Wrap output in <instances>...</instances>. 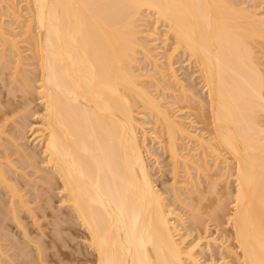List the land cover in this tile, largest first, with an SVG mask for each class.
I'll list each match as a JSON object with an SVG mask.
<instances>
[{
    "label": "bare ground",
    "instance_id": "6f19581e",
    "mask_svg": "<svg viewBox=\"0 0 264 264\" xmlns=\"http://www.w3.org/2000/svg\"><path fill=\"white\" fill-rule=\"evenodd\" d=\"M24 1L30 11L26 19V31L28 36L30 31L32 39H29L32 41L28 37L26 39L32 44V56H35L36 68L40 71L38 88L44 105V113L40 115L43 126L39 127L42 129H38V132H41L39 137L44 146L46 166L54 170L49 171L54 175L48 174L45 169L44 173L51 176H46L48 179L43 176L47 185L43 186L45 183L42 178L43 187L32 185L29 190L34 188L36 191L23 193L26 190L24 186L27 187L30 181L26 179L29 177L25 173L27 167L17 159L23 153L25 165L38 170L39 167L34 165L38 154L29 155L23 149L19 158H15L16 163L24 166L20 167L25 170L13 163L14 158L11 159L8 151L5 152L7 158L0 159V264H64L67 261L70 264L69 259L78 261L77 264H187L189 261L202 264L195 254L197 247L187 249L185 239L181 236L180 240L177 222L170 217L174 212L168 210L166 198L154 183L139 137V122L135 114L139 111L138 102L163 124L168 140L164 142L162 139L166 145L161 143L168 150L174 167L178 168L180 158H183L178 150L180 134L188 135L191 140L196 139L201 148H206L213 155L220 146L231 153L235 159L234 169L231 168L234 170L232 175L236 189L230 196L233 198L230 199L233 213L228 218L236 242L235 249L239 250L235 255L243 264H264V64L260 62L262 59L259 61L253 45L257 40H264V17L249 13L246 6L240 7L241 2L240 6L237 4V0ZM147 11L154 13L158 21L167 25L166 40L171 36L175 39V45L168 54L169 60L177 52L184 51L190 61L193 58L198 64L207 92L205 106L208 107L205 108L211 113V118L205 119L204 109V113L201 112L204 115L199 117H203V123H207V126L212 124L211 129L207 128V131L210 130L209 140L191 133L180 120L172 117V110L168 111L158 100L159 96L155 97L149 86L143 83L146 79L142 82V73L136 70L140 64V50L145 53L147 62L157 58L149 46L148 35L144 38L140 36V19ZM34 25L36 35L32 32ZM0 28L3 29L2 26ZM3 33L0 32V36H4L1 37L2 41L7 38ZM8 37L4 39L7 40L5 44L12 41L16 45L19 42ZM15 45H12L14 49L18 46ZM16 49L21 52L18 50L21 48ZM17 54L20 57L22 52ZM22 57L20 59L25 60ZM20 59L16 61L17 65L14 64V68L18 69V72L14 70L17 74H21L19 69L25 65L21 62L26 61ZM157 63L156 72L160 73ZM170 69L173 71L172 67ZM156 74L150 73L149 77L153 76L155 81ZM18 77L15 76V80ZM171 78L179 82L176 74H171ZM21 81L26 80L23 78ZM158 83L161 84V81ZM25 85L29 89L32 84ZM184 94L182 97L186 99ZM190 94L192 98L194 95ZM11 140L17 143L12 137ZM212 140L216 141L219 148ZM18 144L15 146L20 149L23 145L20 147ZM17 151L19 153L20 150ZM3 160L10 165L14 176H10L11 171L5 168ZM189 160L183 159L186 168L192 161ZM226 166L230 168L229 164ZM210 170L207 168L206 171ZM20 173L25 174L23 177L26 176L27 186L24 184L21 187ZM205 176H208V172ZM53 183L58 184L61 190L60 201L70 209V212L63 213L68 218L66 220L56 213L58 218L49 222L50 215L55 218L54 209L50 211L47 207L50 202V194L47 193L52 190ZM197 185L192 188L199 196ZM213 187L211 189L217 192L214 189L217 186ZM3 189L8 193L7 197ZM38 189L43 190V193ZM197 200L198 197L194 202ZM34 201L39 203L36 208L35 205L28 206ZM41 201L44 204H40ZM221 201L219 204L216 202L218 205H214V211L211 209L212 214L208 212L215 215L214 219L219 210L226 212V203ZM197 205L198 212L194 209L193 217L200 215L199 212L203 210H199L200 203ZM37 208L40 209V215L35 212ZM27 215L32 217L31 225L36 228L26 221ZM40 216L49 217L46 229L52 228L50 232L40 224ZM75 221L86 230L83 236L91 250L66 249L68 245L64 235L72 231ZM51 231L55 233L50 234ZM54 246L56 249L52 248ZM50 248L54 251H49Z\"/></svg>",
    "mask_w": 264,
    "mask_h": 264
},
{
    "label": "rangeland",
    "instance_id": "374dc122",
    "mask_svg": "<svg viewBox=\"0 0 264 264\" xmlns=\"http://www.w3.org/2000/svg\"><path fill=\"white\" fill-rule=\"evenodd\" d=\"M21 1L22 0H0V24H1L0 27L2 26L4 29V31H3V29L0 28V30L2 29V31H0V32H1V34H2V32H4L6 35L5 37H7V38H9L8 36H10V38H12V40L14 42H15V40L17 42L18 41L20 42V43L19 42L16 43V45H18L17 46L18 48H21L18 50H20L22 52L21 56H23L24 59L26 60L25 61V60L20 59L21 52L17 51V49H16L17 47L14 49V47L12 45H15V44H13L12 41H11L12 44L11 43L5 44L6 43L5 41H7V40H4V39H7V38H4L2 41V38L4 36L3 35L0 36V106H1L0 107V129H1V131H3V130L7 131L4 135H3L4 131L2 134L0 133V156H1L0 159L7 158V156H6L7 152L6 151H8L9 152L8 155L12 156L11 159L14 158L13 163H15L16 165H19L20 169L27 167V168H25L26 170L25 169H23V170H25L26 176L28 173V176H29V177L27 176L28 178H26V176L23 177L25 174L24 175L22 173L19 174L20 175L19 182H20V180L22 182L21 187L24 186V184H26V186H27L28 181H30L29 185L27 187L24 186V188H23L24 190L26 188V190L23 191V193H25L28 191H36L37 190V189L33 190L34 188L32 190H29L32 188V185L36 188H41L43 186H46L47 184L45 183L46 181L44 182V180H46L45 178H47L48 176L51 177L48 174L51 173V175H54V173H53L54 170H51L50 167L49 168L47 167L48 164H46V162H45L46 157L43 154L44 146L41 144L40 137H39V135H41L40 134L41 132H38V129H42L39 127L43 126V125H41L42 124V119H41L42 116H40V115H42L44 113V105L40 99L39 88H38L39 82H40L39 78H38L40 71H38V68H36L37 64L35 63L36 62L35 58H34L35 56L34 57L32 56L33 55L32 50H31L32 44L30 43L32 41L31 40L32 36L30 34V31H29V36H28V32L26 31L27 30L26 19L28 20V18L30 16L29 15L30 11H28V7H26L28 5V4L26 5V1H24V0L22 2ZM237 1H238V3H237L238 5L241 2V6L239 5L240 7L244 8V6H246V9H247V11H249V13L259 15L258 17H261V16L264 17L263 16L264 15V0H237ZM242 4H243V6H242ZM15 6H16V8H15ZM13 9L15 10V12L18 15L14 12ZM256 11H258V12H256ZM145 14L144 15L146 18L144 17V15H142L143 17L140 19L141 23L139 25H140V28L142 31V34H140V36L143 35V38H144V36L148 35L146 37L148 38L149 46H151L150 48H152V53H154V56H157V58L154 57L155 60L152 58L151 59L152 62H150V60H148V62H147V57H146L145 53L141 52V50H140V52H139L140 54H138V58L140 59L139 60L140 64L137 65L136 70L138 73L139 72H140V74L142 73V82L144 81V79L148 80V81L145 80L146 82L144 81L143 83H146V85L149 86V89L152 90L155 97L159 96V97H157L158 100L160 99V102L165 106V108H168L167 109L168 111H169V109H170V111L172 110V114L174 113L173 116L171 114L172 117H174L177 121L180 120L181 123L184 124L185 127L191 133L197 134L199 137H202L205 140H209L211 138V136L209 134L210 130L207 131V128L211 129L212 124L211 125L208 124V126H207L206 125L207 123H205V122L203 123V120H204V119H202L203 117H199L204 113L203 112L204 109H205L204 110L205 115L204 114L203 115H204L205 119H206V117L211 118V113H209V111L207 110L208 108H205V107H208V105L205 106V103L207 104V98H206L207 92H206V87L204 85L203 78L200 76L201 72H199L200 70L198 68V64L194 61L193 58L190 61L189 55H186V53L184 51L182 53L180 51L179 52L180 55L177 52V54H175L176 57L174 56V57H172L173 58L172 60H169L168 54L170 53V50L173 48V44L175 42L174 37L171 36V38L168 39V41H167L166 40V38H167L166 35L168 34L167 25L161 21H158L157 16L154 13H149V11H147V12H145ZM34 27H35V25L33 26L32 32L35 33L34 35H36L37 31H36V27H35V29H34ZM26 32H27V34H26ZM33 33H32V35H33ZM170 35H168V36H170ZM29 37L31 39H29ZM146 37H145V39H146ZM26 38L30 40L29 43L31 44L30 45L31 47L28 45L29 43H28V40ZM257 42H259V43L257 44ZM255 44L253 43L254 48L256 47L255 50L259 56V61H260V59H262V61H260V62L262 64H264V40H260V41L257 40V41H255ZM12 47L14 50L12 49ZM258 47H260V48H258ZM15 50L17 52H14ZM167 50H168V52H167ZM17 53H20L19 54L20 57L17 56L18 55ZM14 54L15 55L17 54L16 55L17 57L16 56L14 57ZM34 55H35V53H34ZM17 58L20 59L21 61H25V62H21V63H23V65L24 64L25 65L22 66V64H21L22 69H19V73L21 72L22 75L17 74L14 71V70H16L18 72V69H15L16 67L14 66V64H16V61L17 62L19 61ZM13 61H15V62H13ZM170 61H171V63H170ZM155 62L156 63L158 62L157 64L160 67L159 68L160 73L156 72ZM170 66L173 68V71H171L172 69H170L171 68ZM23 68H24V70H23ZM262 69H264V67ZM153 71H154V73H153ZM172 72L177 75L179 82L178 81L176 82V80H174V78H171V74H173ZM150 73L152 75L157 73L156 77L154 76L155 81H154L153 76H152L153 79L151 78V76L149 77ZM164 73H165V77L163 76ZM17 75L21 76V77H18ZM146 75H148L147 76L148 79H147V77L145 78ZM15 76H16V78L18 77V79L15 80V78H14ZM22 76L26 81H21V79L23 80ZM24 76L28 77V78H25ZM13 78H14V80H13ZM29 78H31L32 81ZM36 78H37V80H34ZM17 80L20 82L18 83ZM171 80H174V81H171ZM14 81H16V82L14 83ZM160 81H161L162 85L158 83ZM22 82H24V85ZM25 83H28V84L31 83L33 86L30 85L31 88L27 89L28 87L25 85ZM156 83L158 85H155ZM181 83H182V85H181ZM31 89H33V90H31ZM12 91H14V92H12ZM181 91L183 92V94L185 92L184 96L186 95V99H185V97H182L183 94ZM26 92L28 93V95ZM190 93H192V95H194L192 98L190 97L191 96ZM176 96H177V98H176ZM204 97L206 98L203 100L204 102L203 101L200 102L201 99H203ZM193 98H194V100H192ZM185 101L187 102V104ZM201 103H203V104H201ZM138 105L139 106H137V107H139V108H137V107L136 108L140 111V113H139V111H137L138 113L136 112L135 114H136V118L138 119V122H139L138 131L140 130L139 131V137H140V140H142L141 143H142L143 151L145 152L144 155L146 157L147 164H148L150 171L152 173V177H153L154 183L156 185V188L159 189L160 193L163 194L162 196H164L166 198V202L168 204V207H167L168 210H172L174 212L175 216L172 215L170 217L173 219V221L177 222V223L176 222L175 223L177 224V226L180 229V235H178V236H180V240H181V236H182V239L183 238L185 239L184 245L187 249L191 248L192 246L197 247L195 250L196 251L195 254L198 257V259H200L202 264H243L241 262V260L239 261V259L235 255L236 251L239 252V250L235 249L236 248L235 247L236 242H235V240H233L234 238H233L232 233H231L232 232V226L230 225L229 218H228V217H230V214L233 213V203L231 202V200H233V198L231 199L230 196L232 195L231 193H234V191L236 189V182H235L234 176L232 175V172L234 173V170H233L234 166L233 165H234L235 159L232 157L231 153L228 152V150H226L222 147L224 149L223 150L221 148V146H220V148H221L220 149L218 147L219 145L217 146L215 140H212V141H213L214 145H216V147L219 148V149H217L215 147L217 150H219V151H217V150L216 151L220 152V153L218 154L217 152H215L216 154L213 155L206 148L205 149H204V147L201 148L199 143L196 142V139L193 140V138H192V140H191V138H188L189 137L188 135L180 134L178 136L179 140H177V142H178V147H179L178 150L180 153L179 155H182L183 158L182 159L180 158L181 161L178 164V168L174 167L175 165H173V161L171 160V158L169 156L168 150H166L165 146L162 145V143H164L168 140V135L165 134L166 131L164 132L163 124H160L161 121L156 120V116H152L150 111L148 109H146L143 106V104H141V102H138ZM141 108H142V110H141ZM206 110H207V112H206ZM5 111H7L8 113ZM3 112H4V114H3ZM198 112H200V113L197 114ZM201 112H203V113L201 114ZM8 114H10V115H8ZM3 116H5L6 120L4 119ZM1 119L3 121L5 120V122H3ZM7 119L9 120V122L7 121ZM13 120L16 121V123ZM262 120L264 123V116H263ZM2 125L3 126L5 125L6 128H4L5 126L3 127ZM140 126L143 128H141ZM19 128H22L24 130H21ZM141 129H143V130H141ZM23 133H24V135H23ZM145 134H147V135L144 137ZM11 137H12V139H16L15 142H17V143L14 144L13 143L14 141L11 140ZM143 138L145 139L144 142H143ZM38 139H39V141H38ZM162 139L165 141L163 142ZM2 141H3V143H2ZM18 141L20 142V145L21 144L23 145L22 147L18 144L19 143ZM17 144L22 149L21 148L19 149V147L16 148L15 145H17ZM17 149L20 150L19 153H17L18 152ZM23 149H24V152H26L29 155L34 154V153L38 154L39 159L35 156L36 164H34L36 167L37 166L39 167L38 170H37V168H33L34 166L31 167V166L25 165L24 158H22L24 155H23V153H21ZM29 151L31 153H29ZM19 154L22 156H20ZM18 155H19L20 159H22L23 161L20 159H17V160H19V162L21 161V164L23 163L25 167L20 165L18 162H17L18 164L16 163L17 160L15 158H19ZM219 155H221L222 157ZM44 158H45V160H44ZM184 158H188V160L191 158L189 161H191V160L192 161L190 162V164L188 163L189 168H186V166H184V163H183ZM217 158H219V159H217ZM220 158H221V160H220ZM225 159L228 160L227 163H226ZM4 161L5 160H3V162ZM6 161H8V160H6ZM37 161L40 162V164L37 163ZM3 164L5 165V168H8L7 170L11 171L10 172L11 175H10V173H9V175L12 177L14 172L11 169L10 165H8V163H6V162H4ZM228 164L230 165V168L231 167L233 168V169L231 168L232 170L230 168H228V166H226ZM44 165L45 166L47 165V166L45 167ZM20 166L23 168H21ZM28 167H30V169H28ZM199 167H201V169ZM41 168L43 169V171ZM207 168L208 169L211 168V170L206 171ZM45 169H46V172L48 174L44 173ZM47 169H49V170L47 171ZM175 170H177V171H175ZM49 171H53V172H49ZM173 171H175L176 173H174ZM19 172H22V171L19 170ZM207 172H208V176H205ZM40 176H42V177H40ZM43 176H45V178ZM25 178L28 181H26ZM42 178H43V181H42ZM210 178H212V179H210ZM217 178L220 180H218ZM22 179H24V180H22ZM215 179L219 183L216 182ZM31 180H33V182ZM210 180H212V181H210ZM213 180L216 182V184L217 183L218 184L216 185L214 182V184H215L214 185ZM39 181H40V183H39ZM41 181L45 183V184H43V186L41 184ZM196 183L199 185V186L197 185V187H199V188H197V190L199 191V196H197L198 194L195 191H193V188H192L193 185L194 186L196 185ZM34 184H36V185H34ZM213 185H214V187L217 186V188H214ZM212 187L214 189H216L217 192H214V190L211 189ZM218 189H219V191H218ZM3 190H4L3 194H5L7 197L8 193L7 192L5 193V189H3ZM38 190H40V189H38ZM190 190H192V191H190ZM200 190H201V192H200ZM202 192H203V194H202ZM228 192L230 195L228 194ZM41 193H43V190L41 191ZM175 193L177 194V196H179V200H178V197L176 196ZM48 194H50V195H48ZM200 194H202V196ZM47 195H48V199L50 198V200H48L50 202H48L49 206H47V203H45V205L49 208V210L51 209L50 211H52V209H54L53 213H55V218H54V216L52 217L51 215L49 216L50 219H49V217H47V219H46V217L40 216L39 221H41V223L40 222L39 223L43 226V228H45V230H49V229L52 230V228L46 229L47 228L46 225L49 222H53L56 218H58V216H56V213H57V215H59V217L66 220L68 218H67V216L65 217L63 213L70 212V209L66 205H63L62 201H60V200H62V198H61L62 194H61V190H59L58 184H54L52 186V190L49 193H47ZM28 196H29V194H28ZM196 196L198 197L199 200H197L195 202H198V203L194 202V199L197 198ZM176 198H177V200H176ZM200 199H202V200L200 201ZM221 199L223 200V203H226V207L228 209L226 208V210H225L226 212L219 210L218 211L219 213L217 212L219 215L217 214L216 215L217 217L214 219L215 215L214 214L211 215V214L214 211V207L219 204V201L222 202ZM179 201H182V202H179ZM192 201L195 203V205ZM42 203H43V201H41L40 204H42ZM199 203L201 205L199 210L200 209H203V210H201V212H199L200 215H197L196 213L198 212L197 211L198 208L196 209V207H199V205L196 206V204H199ZM36 204L39 205L38 202L34 201L33 203L29 204L28 206L31 207V205H33V206L35 205L34 208H36V206H38ZM203 205L205 206L204 208H202ZM33 206H32V208H33ZM192 209H193V211H192ZM194 209L196 212L195 217H193L194 216ZM39 210L37 208L35 211V212H38V215H40ZM41 210H43V209H41ZM208 212H210L211 214ZM220 215L223 218H221ZM223 215H225V216H223ZM226 215H228V216H226ZM179 216L183 222L179 221L180 220ZM207 216H209V217H207ZM218 216L220 217V219L218 218ZM27 217L28 218H26V221L29 223L31 222L30 225L33 224L32 217L29 218L28 215H27ZM217 218L219 219V221L217 220ZM48 219L50 220L49 222H47ZM194 219H196V220H194ZM197 220H199V221H197ZM74 223L76 225H74V228H73L74 230L72 229L73 232L72 231L68 232L69 235H66L68 233L65 232V235H64L67 239V241H65V243H67V245H68V247L66 249L71 250V251H73V250L75 251L77 249L91 250L88 248V242H86V240H84L83 234L85 233L84 231H86V230L83 229L79 225L80 224L79 222H78V224H77V221H75ZM50 225H48V226L49 227L54 226L53 224L51 226ZM31 226L33 227V225H31ZM65 226H66V224H65ZM65 226H62V227H65ZM33 228H36V226ZM50 230L48 232H50ZM53 232L50 234H53ZM57 234L58 233H56V235ZM230 236H232V237H230ZM61 241H58L57 243L63 244V242H61ZM69 247H70V249H68ZM73 247H75V249ZM52 248L56 249L55 246ZM54 249L50 248L49 251H52V250L54 251ZM231 250H232V252H230ZM69 261H70V264H73V263L77 264V262H78V261H75L72 259H69ZM67 262L64 264H69V262L68 263ZM54 264H56V263H54ZM78 264H82V263L79 262ZM187 264H192V263L189 261Z\"/></svg>",
    "mask_w": 264,
    "mask_h": 264
}]
</instances>
